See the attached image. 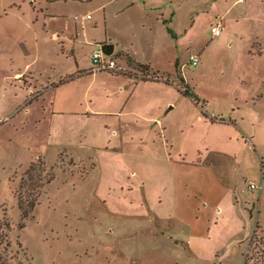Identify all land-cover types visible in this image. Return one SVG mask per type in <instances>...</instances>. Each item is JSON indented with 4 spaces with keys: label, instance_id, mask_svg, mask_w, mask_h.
Here are the masks:
<instances>
[{
    "label": "rangeland",
    "instance_id": "rangeland-1",
    "mask_svg": "<svg viewBox=\"0 0 264 264\" xmlns=\"http://www.w3.org/2000/svg\"><path fill=\"white\" fill-rule=\"evenodd\" d=\"M107 1L0 0V264H243L264 236V0H177L179 63H155L168 88L134 113L87 99L91 76L55 108Z\"/></svg>",
    "mask_w": 264,
    "mask_h": 264
},
{
    "label": "crops",
    "instance_id": "crops-1",
    "mask_svg": "<svg viewBox=\"0 0 264 264\" xmlns=\"http://www.w3.org/2000/svg\"><path fill=\"white\" fill-rule=\"evenodd\" d=\"M136 0H108L107 2L101 4L93 12L100 13V16L93 25H101L102 34L99 37L88 39L89 33L86 30V25L81 29L76 25L75 28V41L78 40L82 35L92 45L95 49V43H110L115 46L113 57L119 55L117 58V64L123 71H112V72H90L91 63L88 66H84L80 59L76 58V68L73 74H68L66 76L77 75L75 79L69 81H80L82 78H89L90 83L87 86L89 99V94H92L93 89L97 96L103 95L110 98L122 97L123 98V109L129 110L126 113H134L132 107L133 103H138L140 101H146L148 104V95L145 92H150L155 95L158 92L163 91L164 88H168L163 80H143V72L139 65L149 67L151 73L161 74L160 70H157L155 63L162 59H167L168 61L176 60L177 65L179 63V51H180V36L173 28V19L175 18L176 8L174 9V3L177 0H141L142 7L136 4ZM140 1V0H138ZM162 1H167L171 3V8L169 6H157L150 5L149 3H160ZM159 5V4H158ZM76 17V16H75ZM118 21V24L113 28L110 27V18ZM90 18L83 20H92ZM77 20V19H75ZM79 20V19H78ZM162 30V33H157V30ZM112 31H116L112 33ZM188 33V31H187ZM158 35L165 39L169 45L167 49L162 40H158ZM56 38V35H54ZM93 49V51H94ZM173 49L176 51L173 52ZM93 53V52H92ZM131 62H129V60ZM64 76V77H66ZM174 80L173 71L167 73V76ZM63 77L60 78V80ZM59 80V81H60ZM69 82L53 87L57 82H52L48 84L46 88V93H54V106L57 108L58 97L57 94L62 90L63 85L65 86ZM98 83V86H96ZM53 84V86H52ZM169 84V83H167ZM62 86V87H61ZM45 93V97H46ZM87 94V93H86ZM157 95V94H156ZM158 96V95H157ZM79 105H83L80 103ZM172 101L165 99L163 102H157V108L161 109L163 105L164 108L168 107ZM171 108V107H170ZM172 109V108H171ZM61 111V113L71 112L72 114H81L79 109L74 104H68L66 108ZM95 114L103 115L100 110H94ZM116 114L117 112H112Z\"/></svg>",
    "mask_w": 264,
    "mask_h": 264
},
{
    "label": "built area",
    "instance_id": "built-area-1",
    "mask_svg": "<svg viewBox=\"0 0 264 264\" xmlns=\"http://www.w3.org/2000/svg\"><path fill=\"white\" fill-rule=\"evenodd\" d=\"M79 16H76L75 19H79ZM84 19L90 18V15L84 16ZM224 30V26H222L220 23L216 24L211 27V34L212 37H219ZM103 43H95V49L90 57V63H91V72H112V71H123L119 65L117 64V58L111 56H108L105 54L103 49ZM191 64L193 66H198L199 60L197 57H191L190 58ZM144 77V75H141ZM253 189L256 188V185L251 183L250 185Z\"/></svg>",
    "mask_w": 264,
    "mask_h": 264
},
{
    "label": "trees",
    "instance_id": "trees-1",
    "mask_svg": "<svg viewBox=\"0 0 264 264\" xmlns=\"http://www.w3.org/2000/svg\"><path fill=\"white\" fill-rule=\"evenodd\" d=\"M53 1V0H51ZM115 58H119V55L115 56ZM129 60V59H128ZM129 62H131L129 60ZM141 71L143 72V80H152L151 78V75L150 74H156V73H151L149 67L147 66H143V65H139ZM77 75H74V76H67V80L65 79H61L59 81L58 84H55L54 87L58 86V85H61V84H64L66 82H69L73 79L76 78ZM148 78V79H147ZM166 83H168V81H166ZM182 95L184 96H188V97H191V94H190V90L187 89L185 90L184 92H181ZM31 103L30 101H28L27 104ZM249 245H250V249L249 251L245 254V257H244V263L243 264H264V236H258L257 232H254L250 241H249Z\"/></svg>",
    "mask_w": 264,
    "mask_h": 264
},
{
    "label": "water",
    "instance_id": "water-1",
    "mask_svg": "<svg viewBox=\"0 0 264 264\" xmlns=\"http://www.w3.org/2000/svg\"><path fill=\"white\" fill-rule=\"evenodd\" d=\"M115 46L110 43H104L103 49L106 55L111 56L114 52Z\"/></svg>",
    "mask_w": 264,
    "mask_h": 264
}]
</instances>
